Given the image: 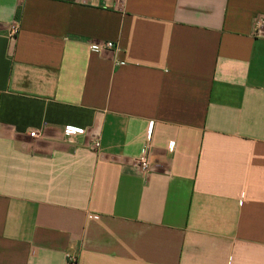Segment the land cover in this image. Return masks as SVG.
I'll list each match as a JSON object with an SVG mask.
<instances>
[{
    "label": "crops",
    "instance_id": "obj_1",
    "mask_svg": "<svg viewBox=\"0 0 264 264\" xmlns=\"http://www.w3.org/2000/svg\"><path fill=\"white\" fill-rule=\"evenodd\" d=\"M69 252L264 264V0H0V264Z\"/></svg>",
    "mask_w": 264,
    "mask_h": 264
},
{
    "label": "built area",
    "instance_id": "obj_2",
    "mask_svg": "<svg viewBox=\"0 0 264 264\" xmlns=\"http://www.w3.org/2000/svg\"><path fill=\"white\" fill-rule=\"evenodd\" d=\"M117 1L121 2L124 0H117ZM17 32H18V27L15 26L12 28L11 35L15 36L17 34ZM114 48H115V44L112 42H105L102 44H92L91 45V49L95 52H102V51L111 50ZM63 135H64L66 141L70 145L78 146L81 144L80 137L85 135V131L81 130L79 128H76L74 126H67L64 129ZM30 136L35 138V137L39 136V134L37 132H31ZM100 146H101V142L99 139L95 140L92 144V148L95 150L99 149ZM137 162H138L137 169H138V172H140L141 174L147 175L151 171V154H150V150L148 148H146L142 152V154L138 158ZM66 257H67L69 264H76L77 263L78 256L76 254L69 252L66 255Z\"/></svg>",
    "mask_w": 264,
    "mask_h": 264
}]
</instances>
